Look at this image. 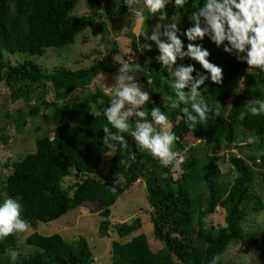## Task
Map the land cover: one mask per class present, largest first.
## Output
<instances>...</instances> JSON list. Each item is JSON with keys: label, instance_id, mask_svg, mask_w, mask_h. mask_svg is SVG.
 <instances>
[{"label": "trees", "instance_id": "16d2710c", "mask_svg": "<svg viewBox=\"0 0 264 264\" xmlns=\"http://www.w3.org/2000/svg\"><path fill=\"white\" fill-rule=\"evenodd\" d=\"M78 1L0 0V81L10 90L12 99L22 98L28 104L27 112L9 114V122L16 132L25 129L28 116L39 117L55 126L52 136L36 137L33 153L11 163V172L0 185V203L9 197L19 198L23 218L34 227L60 218L85 201H96L102 217L99 233L104 236L110 227L111 206L141 179L151 208L154 236L162 247L153 251L143 233L126 242L113 241L111 264H212L213 257L218 258L216 264H228L219 257L229 245L264 246V231L246 232L242 228L250 213L264 210V198L260 195V189L264 192V116L238 118L248 102L264 100V72L250 69L235 55L228 57L222 69V83L214 84L208 79L200 86L210 105H220V114L210 112L206 122L191 130L181 110L185 105L176 103L175 93L169 86L172 79L169 71L155 59V50L149 54L142 47L134 60L139 71L133 74L151 91L152 99L142 109L149 113L147 119L151 120L152 108L159 107L172 123L171 131L176 136L173 150L177 158L183 155V163L174 177L176 167L162 166L127 134H124L127 149L118 147L112 152L103 144L102 128L117 130L103 115L110 97L100 88L88 91L71 104L59 103L77 89L87 88L100 73L112 71L109 56H103L87 68L54 67L51 71H43L29 60L12 64L3 57L4 53L42 56L46 48L71 45L80 32L101 18L98 12L101 8L106 22L128 13L123 0L112 4L85 0L94 11L74 15ZM203 3L204 0H189L184 9L171 5L185 18ZM127 35L137 40L134 34ZM178 35L185 49L188 43H193L182 33ZM202 46L209 51L206 44ZM208 59L218 66L211 55ZM189 64L194 66V77L197 73L207 75L197 61L185 57L183 65ZM48 86L54 93L52 101L45 99ZM93 104L96 112H90ZM97 112L99 116L94 115ZM187 135L197 142L187 145L184 142ZM223 146H235L239 153L228 155L233 177L218 165ZM109 152L112 155L108 181H102L95 174ZM130 154L135 155L134 160L129 158ZM72 176L79 180L73 186H66L65 180ZM119 176L124 179L117 181ZM218 208L225 212L224 225L207 226L205 218ZM140 227L139 218L115 226L120 237L129 236ZM24 243L33 250L17 253L15 264H96L83 236L69 241L57 233L33 232ZM16 246V234L0 240V264H13L6 253H11Z\"/></svg>", "mask_w": 264, "mask_h": 264}, {"label": "rangeland", "instance_id": "374dc122", "mask_svg": "<svg viewBox=\"0 0 264 264\" xmlns=\"http://www.w3.org/2000/svg\"><path fill=\"white\" fill-rule=\"evenodd\" d=\"M100 1L102 4L108 2L112 4L115 0ZM142 7V3L138 4L136 8H128L126 6L128 13L125 16H117L113 21L108 22L105 21V15L101 8V10L98 11L101 18L95 20L87 29L80 32L76 36L73 44L63 48H46L42 56H28L23 53H4L3 57L12 64L29 60L40 66L43 71H51L54 67H63L68 70L87 68L107 55L112 62V71L100 73L87 88L77 89L59 103L71 104L76 102L88 91H94L96 88H100L107 93L110 87L115 84V76L121 63L128 59H132L133 61L136 60L144 45H152L148 53L150 54L155 50V59L159 55L154 42L146 40L144 36L137 37L136 35L142 27H144L146 33L150 35L155 25L161 23L158 19L159 13H157L148 17L145 24L142 26L136 16V10ZM92 11H94V8L90 4L85 0H79L72 13L74 15H83ZM166 12L169 19L163 23L171 22V17L176 13L180 16L177 24L180 30L179 33H183L184 30L192 26L191 16L184 18L182 13L175 12L171 3L166 6ZM145 15L147 16L148 14L145 12ZM128 33L134 34L137 40L135 41L129 37L127 35ZM133 42L136 49L133 47ZM193 43L206 44L209 47L210 55L222 69L226 63L225 60L235 55L234 53L225 52L223 46L217 47L207 37H205L203 41L198 40ZM180 65H183V59H178L174 68ZM135 82L141 86L143 91L149 92L150 99L148 102H150L152 99L151 91L144 87V84L137 76H135ZM45 99L47 101L54 100V93L50 86L47 87ZM18 111L27 112L28 104L22 98L16 100L12 99L10 90L3 81H0V185L11 172V163L19 161L23 159L26 154L35 151L36 137L39 135L52 136L55 128L53 124H46L39 117L31 118L28 116V123L25 129L22 132H16L13 125L9 122L8 115ZM96 111V105L93 104L90 108V112ZM157 127L159 128V126ZM4 138L7 139L6 142ZM184 142L187 145H191L195 144L197 140L193 136L187 135L184 138ZM231 152L239 154L235 146H223L219 152L221 159L218 161V165L223 172H227L230 177H233L228 157ZM111 155V152H109L103 157L98 172L95 174L97 179L108 181ZM181 157H183V155L178 156V158ZM177 174L178 170L176 168L173 171V176L176 177ZM78 180L79 178L77 176L69 177L65 180V185L73 186ZM260 195L264 198L262 189H260ZM100 210L101 207L96 201H85L56 220L47 223L40 222L34 227L29 226L25 232L16 234L17 246L13 251L16 253L31 252L33 247L25 244L24 239L33 232L41 235L57 233L69 241L75 240L81 236L85 237L93 253L96 264H111L110 254L113 241L126 242L133 236L141 233L145 234L153 251H157L162 247L161 241L157 240L154 236L153 225L150 220L151 208L147 202L143 180H137L117 199L114 205L111 206L110 227L108 229V234L104 236H101L99 233V224L102 219L99 213ZM224 216V210L218 208L216 213L210 214L205 218V224L215 227L223 226ZM135 218L140 219L141 227L129 236L120 237L115 226L122 222H131ZM242 228L246 232L264 231V210L257 213H250L243 223ZM6 256H10V253H6ZM219 259L228 264H264V246L260 245L259 247H255L248 243H233L228 246L226 252L221 255Z\"/></svg>", "mask_w": 264, "mask_h": 264}, {"label": "clouds", "instance_id": "9594fccd", "mask_svg": "<svg viewBox=\"0 0 264 264\" xmlns=\"http://www.w3.org/2000/svg\"><path fill=\"white\" fill-rule=\"evenodd\" d=\"M123 2L128 8H136L142 3L143 7L136 10V16L142 26L148 17L159 13L158 19L161 23L155 25L150 35L144 27L136 35L144 36L146 40L155 43L159 52L156 59L172 77L168 83L175 93L176 103L185 105L181 110L187 127L194 130L198 124L208 120L210 112L219 115L220 105H210L200 86L208 79L214 84H221L222 68L209 61L210 53L202 44L188 43L185 49L178 35L180 30L177 24L180 16L177 13L171 17V22L163 23L169 19L166 12L169 3H174L177 9H184L189 0ZM190 19L192 26L182 33L188 41H203L207 37L217 47L223 46L225 52L234 53L236 59L246 62L250 69L258 68L264 72V0H204L202 6L191 13ZM144 47L151 50L152 45L146 44ZM185 57L197 61L206 70L207 75L197 73L194 77L195 69L191 64L174 68L177 60ZM138 71L132 59L125 60L115 76L114 86L106 93L110 97V103L103 115L108 124L117 131L112 132L109 127H103V144L112 152L118 147L127 149L124 136L127 134L142 151H147L153 158L158 159L162 166L171 165L178 168L183 163V158H177V153L173 150L176 136L171 131L172 123L159 107L152 108L151 120L147 119L149 113L142 109L150 99L149 92L143 91L135 82V76L130 74ZM94 115L99 116L100 113ZM246 115L264 116V100L255 99L248 102L238 118L243 120ZM129 158L134 160L135 155L130 154ZM123 179V176L117 177V181ZM22 211L19 198L9 197L0 203V240L28 229L29 225L23 218ZM10 259L15 264V251H11ZM217 259L213 257L212 264H216Z\"/></svg>", "mask_w": 264, "mask_h": 264}, {"label": "water", "instance_id": "95a60500", "mask_svg": "<svg viewBox=\"0 0 264 264\" xmlns=\"http://www.w3.org/2000/svg\"><path fill=\"white\" fill-rule=\"evenodd\" d=\"M164 39V38H163Z\"/></svg>", "mask_w": 264, "mask_h": 264}]
</instances>
